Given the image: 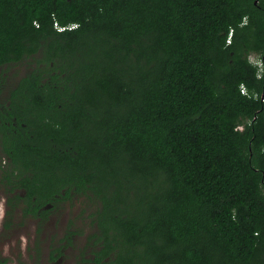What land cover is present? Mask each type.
<instances>
[{
  "label": "trees",
  "instance_id": "16d2710c",
  "mask_svg": "<svg viewBox=\"0 0 264 264\" xmlns=\"http://www.w3.org/2000/svg\"><path fill=\"white\" fill-rule=\"evenodd\" d=\"M25 61L0 97V187L37 255L81 197L77 264H264V0H0V96Z\"/></svg>",
  "mask_w": 264,
  "mask_h": 264
},
{
  "label": "rangeland",
  "instance_id": "374dc122",
  "mask_svg": "<svg viewBox=\"0 0 264 264\" xmlns=\"http://www.w3.org/2000/svg\"><path fill=\"white\" fill-rule=\"evenodd\" d=\"M255 59L254 55L250 56ZM30 67V63L12 64L5 72L6 85L0 97H4L7 89L14 81L23 75ZM92 204L83 202L81 197L73 200L71 205H65L50 215L38 233L39 254H36V221L32 218L21 219L15 215L13 225L4 226L6 197L0 187V264H77V260L84 249L86 236L94 230L90 212ZM76 231L72 237V244L64 247L55 260L50 259L52 245H60V239L66 229ZM89 256V255H86Z\"/></svg>",
  "mask_w": 264,
  "mask_h": 264
},
{
  "label": "built area",
  "instance_id": "2783aa9c",
  "mask_svg": "<svg viewBox=\"0 0 264 264\" xmlns=\"http://www.w3.org/2000/svg\"><path fill=\"white\" fill-rule=\"evenodd\" d=\"M75 26V24H70L69 26H68V28H72V27H74ZM54 27L57 29V30H63L65 27L64 26H61V25H59L57 22H54Z\"/></svg>",
  "mask_w": 264,
  "mask_h": 264
}]
</instances>
